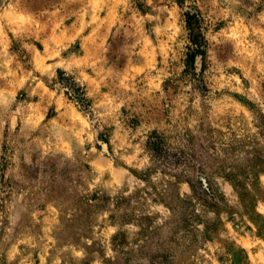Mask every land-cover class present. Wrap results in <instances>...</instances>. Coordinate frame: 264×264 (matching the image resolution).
<instances>
[{"label": "rangeland", "instance_id": "374dc122", "mask_svg": "<svg viewBox=\"0 0 264 264\" xmlns=\"http://www.w3.org/2000/svg\"><path fill=\"white\" fill-rule=\"evenodd\" d=\"M0 264H264V0H0Z\"/></svg>", "mask_w": 264, "mask_h": 264}, {"label": "trees", "instance_id": "16d2710c", "mask_svg": "<svg viewBox=\"0 0 264 264\" xmlns=\"http://www.w3.org/2000/svg\"><path fill=\"white\" fill-rule=\"evenodd\" d=\"M184 17L188 39L186 60L192 64L196 63L195 65L199 66L198 70L201 72L204 67L207 46L204 18L196 6H190L189 9L185 10ZM58 74L60 80L63 81L64 71L59 70ZM64 84L67 87V94L75 103L80 106H84L87 103L84 89L74 79L68 78Z\"/></svg>", "mask_w": 264, "mask_h": 264}]
</instances>
